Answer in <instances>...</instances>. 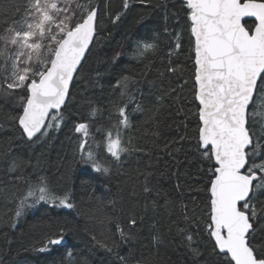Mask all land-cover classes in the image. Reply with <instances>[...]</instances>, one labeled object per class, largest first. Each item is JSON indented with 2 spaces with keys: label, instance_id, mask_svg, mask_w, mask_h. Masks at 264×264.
<instances>
[{
  "label": "trees",
  "instance_id": "1",
  "mask_svg": "<svg viewBox=\"0 0 264 264\" xmlns=\"http://www.w3.org/2000/svg\"><path fill=\"white\" fill-rule=\"evenodd\" d=\"M33 3L34 0H0V107H19L3 105L2 94L15 72L26 63L36 62V53H32L33 61H27V55L21 53L28 50L10 42L16 31L35 23ZM57 3L73 21L97 7L98 34L83 71L76 78V87L70 90L67 110L58 114L63 120L51 121L59 124V130H49L46 137L27 148L23 144L17 147L21 140L17 129L5 126L4 131L9 134L0 133V262L59 264L63 259L64 264H111L115 256L96 248L83 228L70 233L64 245H56L49 252L36 250V238L49 220L55 224L75 216L84 219L97 238L110 234L116 241V251L125 256L131 254V264L144 260L153 264H191L193 257L185 247L180 229L193 235V250L199 246V252L214 261L208 232H191V228L202 229L207 220L208 200L203 189L208 178L201 173L208 163L203 161L197 146L199 109L194 96L195 66L185 5L181 0ZM117 16L119 21L113 23ZM153 34L159 40L156 50L144 47L157 43ZM40 42L48 44L46 38ZM170 43L172 48L176 44L180 47L171 51L167 47ZM41 51L46 54L44 49ZM166 65L174 71H168ZM152 85L167 87L169 98L149 114L141 94L147 95L146 90ZM7 91L12 95L23 93L22 88ZM4 120V113L0 112V124ZM258 121H264V116ZM80 123L86 127L77 133L75 128ZM116 139H120V147L129 150L121 154L107 176L78 163L87 151L108 159L107 145ZM81 144L83 147L77 152ZM85 170L89 177H82ZM65 172L68 189L90 207L77 211L50 208L44 201L34 205L38 189L56 186ZM84 179L91 180L96 192L94 199L91 193L87 197L82 195L86 191ZM180 200L195 211L199 225L193 221L185 227L178 212ZM132 203L141 215L148 210L155 214V219L141 227L132 226L131 214L121 211L122 205ZM21 204L23 214L17 217L15 213ZM121 233L128 239L121 241ZM69 250L73 255H66Z\"/></svg>",
  "mask_w": 264,
  "mask_h": 264
},
{
  "label": "snow or ice",
  "instance_id": "2",
  "mask_svg": "<svg viewBox=\"0 0 264 264\" xmlns=\"http://www.w3.org/2000/svg\"><path fill=\"white\" fill-rule=\"evenodd\" d=\"M181 2L188 14L195 66L194 96L199 109L197 146L203 161L208 163L201 173L208 178L203 189L208 200L207 220L202 229L191 228V232H208L207 238L216 259L210 262L206 253L199 252V246L193 250V235L185 233L184 229L180 232L193 257L191 264H264V121H258L254 114L257 101L264 98V0ZM31 8L36 14L35 23H28L26 30L16 31L10 42L28 50L21 53L27 55V61H33L32 53H36V62L26 63L9 78L11 82L7 83L6 89L22 88V94L12 95L7 90L2 94L3 105L18 104L19 107H0L5 116L0 133L9 134L4 131L5 126L17 129L21 134L18 148L21 144L31 147L46 137L49 130L53 133L59 130V124L51 121L63 120L58 114L61 108L67 110L70 90L76 87V78L87 62L86 54H91L90 45L98 27L95 8L75 21L58 6L57 0H34ZM119 19L117 16L113 23ZM153 36L157 43L144 47L156 50L159 40L155 34ZM45 38L47 45L40 42ZM167 47L174 51L180 45L172 48L170 43ZM171 51L168 53L170 61ZM165 67L174 71L168 65ZM146 91L147 95L142 93L141 99L149 114L169 98L167 87L160 89L152 85ZM120 114L124 115L123 108ZM85 127L80 123L75 131L79 133ZM120 144V139L108 143V159L87 151L80 156L78 163L107 176L119 162L121 154L129 150ZM82 147L83 144L78 145L77 152ZM67 176L65 172L56 186L39 188L33 204L44 201L50 208L77 211L81 207H90L68 189L65 184ZM89 176L87 170L82 173V177ZM40 182H44L43 178ZM83 188L86 191L82 195L87 197L91 193L95 198L91 180L84 179ZM179 204V216L183 217L185 227H190L193 221L199 225L195 211L183 200ZM23 210L21 204L15 215L21 216ZM121 211L131 214L129 222L134 227L155 219V214L148 210L141 215L134 203L122 205ZM175 226L179 228V224ZM80 228L89 233L96 248L115 256L111 264H131V254L125 256L116 251V241L110 234L103 233L97 238L92 235V227L76 216L55 224L49 220L36 238L39 245L36 250L49 252ZM120 239L123 241L128 237L121 233ZM155 239L158 240L159 236ZM66 255L73 253L69 250ZM59 264H64V260ZM140 264H153V261L144 260Z\"/></svg>",
  "mask_w": 264,
  "mask_h": 264
},
{
  "label": "rangeland",
  "instance_id": "3",
  "mask_svg": "<svg viewBox=\"0 0 264 264\" xmlns=\"http://www.w3.org/2000/svg\"><path fill=\"white\" fill-rule=\"evenodd\" d=\"M254 114L257 120H259V117L264 116V100L260 99L257 101V108Z\"/></svg>",
  "mask_w": 264,
  "mask_h": 264
},
{
  "label": "water",
  "instance_id": "4",
  "mask_svg": "<svg viewBox=\"0 0 264 264\" xmlns=\"http://www.w3.org/2000/svg\"><path fill=\"white\" fill-rule=\"evenodd\" d=\"M95 9L97 10V18H98L99 9H98L97 7H96ZM97 34H98V31H97ZM97 34H96V35H97ZM95 37H96V36H95ZM95 37H94V39H93V41H92V44L90 45V50H91V48H92V46H93V44H94ZM87 55H88V54H86V58H87ZM63 109H64V108H61V109H60V112H61ZM65 243H66V241L64 240V242L61 243V244H59V245H64Z\"/></svg>",
  "mask_w": 264,
  "mask_h": 264
}]
</instances>
